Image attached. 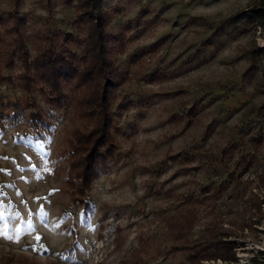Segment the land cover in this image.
Here are the masks:
<instances>
[{
  "label": "rangeland",
  "instance_id": "obj_1",
  "mask_svg": "<svg viewBox=\"0 0 264 264\" xmlns=\"http://www.w3.org/2000/svg\"><path fill=\"white\" fill-rule=\"evenodd\" d=\"M17 1L25 36L40 28L72 32L79 52L77 0ZM13 2L0 0V11ZM100 4L110 15L120 80L111 106L118 158L90 185L87 223L83 208L70 204L60 157L72 129L69 103L50 107L35 86L24 92L18 66L4 68L0 54V114L9 111L7 100L20 102L13 119L0 116V204H12L24 219L41 206L47 213L46 221L33 216L35 230L18 234L21 220L4 210L0 256L31 264H127L147 242L155 251L145 264H185L168 253V226L192 209L189 240L211 224L234 236L228 240L236 243V262L208 264H250L253 257L264 264V57L256 52L264 47V20L251 13L257 0ZM30 99L44 121L37 129L43 147L26 121L30 107L23 102Z\"/></svg>",
  "mask_w": 264,
  "mask_h": 264
},
{
  "label": "trees",
  "instance_id": "obj_2",
  "mask_svg": "<svg viewBox=\"0 0 264 264\" xmlns=\"http://www.w3.org/2000/svg\"><path fill=\"white\" fill-rule=\"evenodd\" d=\"M251 13L264 20V0H257ZM74 17V23L83 30V42L78 53L71 46L75 41L72 32L53 34L40 28L25 36L18 1L15 0L9 11H0V54L4 68L18 66L17 82L24 92L29 94L35 86L48 106L60 107L69 103L68 119L72 129L60 157L66 165L64 180L71 190L70 204L76 202L84 209L93 179L118 158L111 106L120 80L109 40L110 15L102 8L100 0H77ZM256 52L259 57H264V47L256 49ZM6 105L9 111L0 116L13 119L20 102L7 100ZM23 106L30 107L26 121L36 132L38 124L44 123L37 105L30 99L25 100ZM22 135L33 137L26 132ZM261 183L264 187V171ZM195 221L194 210L187 209L168 226V253L179 255L185 264H208L216 260L236 262V243L228 240L234 237L233 234H225L221 226L211 224L198 239L191 241L187 236ZM154 251L151 243H140L131 252L127 264H145L144 259ZM254 259L251 258L250 264H257ZM0 264L31 263L0 256Z\"/></svg>",
  "mask_w": 264,
  "mask_h": 264
},
{
  "label": "snow or ice",
  "instance_id": "obj_3",
  "mask_svg": "<svg viewBox=\"0 0 264 264\" xmlns=\"http://www.w3.org/2000/svg\"><path fill=\"white\" fill-rule=\"evenodd\" d=\"M40 136H41V133L39 131H37V133H36V137H37L36 146L37 147H43V145H41L40 142H39ZM45 166H47V160H45ZM32 170L33 171L37 170L35 165H33ZM21 171H23V169ZM21 178L23 179V177H21ZM84 204H85V207H84L83 211L80 214L81 215V223H87L89 221L90 214L92 212L91 205L87 204L86 201L84 202ZM12 208H13V205L10 204V203L8 205L0 204V217L3 216L4 210H9L10 211ZM34 215L38 216L41 220H45L46 221L47 213L44 211L43 206H41L40 210L37 213H32L30 211L28 213V218L27 219H24L23 217H21V213L19 211H14V212L10 211V218L12 220H16V219H20L21 220V225L17 226L15 231L19 234V233L24 232V231H33V230H35V225L33 224V220H32ZM72 232H75V226L73 227ZM72 232H70L69 234L71 235ZM11 238H12L11 236H8L9 240H11ZM40 239H41V237L39 235H37L36 236V240L39 241Z\"/></svg>",
  "mask_w": 264,
  "mask_h": 264
}]
</instances>
